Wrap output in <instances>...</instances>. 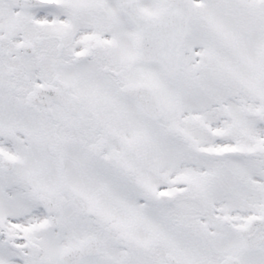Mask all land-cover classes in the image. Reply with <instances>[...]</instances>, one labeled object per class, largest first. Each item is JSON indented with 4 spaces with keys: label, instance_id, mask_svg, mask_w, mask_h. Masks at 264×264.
<instances>
[{
    "label": "snow or ice",
    "instance_id": "snow-or-ice-1",
    "mask_svg": "<svg viewBox=\"0 0 264 264\" xmlns=\"http://www.w3.org/2000/svg\"><path fill=\"white\" fill-rule=\"evenodd\" d=\"M0 264H264V0H0Z\"/></svg>",
    "mask_w": 264,
    "mask_h": 264
}]
</instances>
